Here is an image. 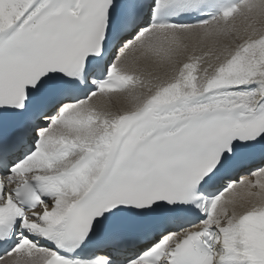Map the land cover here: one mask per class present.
<instances>
[{
    "label": "snow or ice",
    "instance_id": "snow-or-ice-1",
    "mask_svg": "<svg viewBox=\"0 0 264 264\" xmlns=\"http://www.w3.org/2000/svg\"><path fill=\"white\" fill-rule=\"evenodd\" d=\"M0 264H264V0H0Z\"/></svg>",
    "mask_w": 264,
    "mask_h": 264
}]
</instances>
